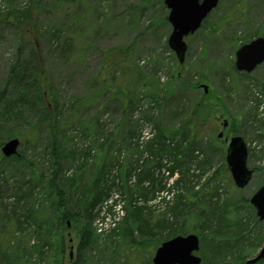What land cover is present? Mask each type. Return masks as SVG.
<instances>
[{"label":"rangeland","instance_id":"1","mask_svg":"<svg viewBox=\"0 0 264 264\" xmlns=\"http://www.w3.org/2000/svg\"><path fill=\"white\" fill-rule=\"evenodd\" d=\"M66 1L72 6L69 7V16L58 24L62 29L57 34L58 37L56 35L51 38L49 32L52 29L44 28L40 32L43 37L40 52L44 57V74L51 90L56 93L55 100L64 103V117L68 114L72 101L83 99L99 89L98 79L94 78L99 76L104 60L110 61L108 52L124 54L133 67L153 74L160 84L172 73L179 79L170 80V93L161 92L157 104L153 105L147 99L140 101L141 107H145L147 111L146 115L139 113L141 109H137L132 115H125L117 103L110 100L109 94L100 95L94 101L93 108L82 113L91 119L93 131L84 129L78 122L65 126L59 124L60 129L56 127L53 131L32 112L26 113L23 121L8 125L6 129L13 130L15 134L8 139L17 137L20 140L18 156L24 160L21 164L15 163L9 167L8 183L0 184V256L7 264H74L75 260L77 264H153L151 257L160 242L152 251L151 241L143 247L131 244L127 230H124V222L120 221V224L114 226L112 224L117 217L124 219L127 214L124 189L122 192L119 187L111 186L110 200L99 205L98 214L91 222L90 248L78 252L77 229L70 222L66 223V227L57 226L56 216L63 208H56L58 195L47 180L54 174L58 189L65 192V204L72 205L73 200L78 201V208L73 207L71 211H77L78 224L84 225V199H89L93 191L80 194V185H84L89 177L90 180L94 178L97 171L95 168L101 170L100 182L104 186L109 185L112 179L120 183L114 176L127 161L137 164V171L149 170L153 157L147 153L134 152L128 144L133 143L136 135L151 136L153 122L150 116H158L164 127H172L177 125L178 117L181 118L199 100L213 102L203 108L205 114V110H208L213 116L210 119L206 116L200 119L205 121V134L195 144L197 150L188 158H183L186 161L181 166L188 168L185 175L191 180L194 192L204 193L206 196L216 188L219 195L215 197V201L227 202V206L221 204L215 208V248L220 239L228 242V245L224 244L225 248L214 251L211 237L204 238L199 229L202 236L200 238L197 235L199 248L194 253L201 258L203 264H264V261L246 263L264 245L262 220L257 217L249 202L250 196L264 182V61L251 72L238 71L234 67V53L238 47L257 36H264V0H219L201 27L185 36L187 50L182 63L177 62L174 51L167 44L171 25L165 20L168 9L163 1L57 2ZM45 2L46 0H0V15L6 14L9 9L22 10L30 4L40 6ZM39 18L42 24L47 23L49 18L45 6L42 7ZM221 18L227 21L224 22ZM20 39L10 24H0V86L8 74L9 66L30 54L29 44H19ZM119 47L125 49L119 53ZM202 84L207 86L206 92ZM170 96L177 99V112H180L176 113L177 117L170 113L172 99L167 101ZM38 103L42 105L40 98ZM149 107H155L156 110L148 111ZM93 110L98 113L97 117L92 115ZM122 121L125 131L122 134L120 132L118 140H112L116 138L115 134ZM224 121L227 122L225 127L222 126ZM35 123L37 125L33 127ZM219 132L223 134L221 137H218ZM59 134L63 135L61 140L66 150L78 148L76 156L79 152L81 156L89 152L88 163L80 171L76 172L69 153L61 150L53 154L49 152L52 141L59 142ZM234 135L241 136L247 145L246 166L252 170L251 178L243 188L234 185L225 163L227 143L224 137L229 139ZM110 138L111 144H107ZM217 140L218 144L215 143ZM174 142L180 143L179 137ZM212 145L213 151L210 150ZM89 147L91 149L87 152ZM173 160L171 156L169 161ZM203 160L208 163H202ZM93 161L99 166H92ZM169 161L167 164L170 165ZM113 162L120 164V167ZM220 167L221 171L218 169ZM216 169L223 178L217 177L204 186ZM162 171L167 176L166 169ZM194 173L200 174V177L192 176ZM179 176V172L174 173L168 178V183L171 184ZM129 180L132 183L133 178ZM16 189L18 194L15 195ZM133 196L136 197L133 203L143 202L144 195L133 193ZM144 201L151 210L147 217L148 223L160 220V226H163L162 216L158 214L165 205L159 197L153 199L147 195ZM29 209L34 211L33 217H26ZM191 212L196 214V208ZM167 217L169 221L174 220L170 215ZM183 219L180 216L177 220V234L195 233L197 223H184ZM139 234L134 229L133 237L137 241L142 238Z\"/></svg>","mask_w":264,"mask_h":264},{"label":"trees","instance_id":"2","mask_svg":"<svg viewBox=\"0 0 264 264\" xmlns=\"http://www.w3.org/2000/svg\"><path fill=\"white\" fill-rule=\"evenodd\" d=\"M57 1L59 0H46V2L40 6L37 4H30L22 10L9 9L6 14L0 15V24H10L12 28H15L17 31L21 38L19 44L28 43L30 46V54L25 56L22 61L16 60L13 65L9 66L7 70L8 74L4 78L3 84L0 86V148L9 137L15 135L13 134V130L6 129V127L8 125H14L19 120L23 121L26 113L32 112L36 114L38 118L42 119L48 125L49 129H53V131L56 127L57 129H60L59 124L65 126L68 123L72 124L75 122L81 124L84 129L93 131L94 126L91 124V119L87 117V114L83 116L82 113L90 107L93 108L94 101L100 95L103 96L104 94H109L110 100L116 102L118 108L125 115L129 113L132 115L137 109L142 110H139L141 115H146L147 111H145V107H141L140 101L147 99L149 100V103H152L153 105L157 104L161 98L159 95L161 92L170 93V80L173 78L179 79L176 74L172 73L167 75L166 81L160 84L153 74L143 71L142 68L136 66L133 67L129 60L125 59L126 56L124 54L117 55L108 52L107 57L110 61H106V59L104 60L99 76L94 78V80L98 79L99 89L91 92V94L83 99L72 101L69 108L70 110L64 117V110L62 109L64 103L62 104L60 101L55 100L56 93L51 90L48 83L49 80L44 74V57L40 52V43L43 39L40 33L41 30L44 28L52 29L49 32V35H52L51 38L56 36L62 31L58 24L64 17H67L70 14L69 7L72 6L71 3L67 1L65 3H58ZM160 1L162 2L163 0ZM44 6L47 9L49 18L46 24H42L39 18V14ZM166 19L167 15L165 16V20ZM221 20L224 22L227 21L222 18ZM122 49L125 48L119 47L117 48V51L121 53ZM46 97L48 99L45 100ZM39 98L42 105L38 103V107L37 102ZM167 99V101L172 99L170 113L177 117L178 115H176V113H180L177 112V99L172 98V96ZM210 104H213V102L209 101L205 103L199 100L195 101L189 107L188 111L183 113L184 115L181 114V116L183 115L181 118L180 116L178 117L179 120L177 125L172 127H164L162 123H160L158 116H150V120L153 122L152 129L150 130L151 136L143 137L136 135L133 143L131 142L128 144L134 152L139 154L147 153L153 157L152 164H150L148 168L149 170L147 171H137V164L134 165L132 162L127 161L125 162L126 164L122 165V168H119L120 170L117 171L114 176V178H118L120 183H116L112 179L109 185L104 186L100 182L102 174L101 170L97 169L98 163L93 161L91 163L92 166L97 167L95 168L97 171L93 175L94 178H91L90 180L89 177L84 185H80V188L82 189L80 194H85L87 193L86 191H93V194L89 199H84L86 203L84 208V216H86L84 225L78 224L79 215L77 211H71V208L77 207L76 203L78 204V201L74 202L73 200L72 205L71 203L65 204V192H63L62 189H58L57 184H55L54 174L52 178H48L47 181L50 183L49 186H53V191L58 195V201L55 203V206L56 208H63L62 212L58 213L56 216L57 226L63 225L66 227V223L70 222V224L77 229L78 252H83L90 248V234L92 231L90 228L91 222L98 214L97 209L99 208V205L104 201H107V199L110 200L109 190L111 186L119 187L122 189V192L125 190V202H127L124 207L127 209V214L125 215L123 222L126 227L124 230H127L126 234L131 244H137L143 247L147 245L148 241H151L152 246L150 249L152 251V248H154L159 242L161 243L178 235L177 230L179 227L177 220L180 216H183L184 223H197V228L194 232L200 236V238L202 235L200 234L199 229L202 231L204 238L206 236L211 237V243L212 245L214 244V248L212 247V249L214 251L215 249L219 250L220 248L221 250L222 248H225L224 244L228 245V242H223L220 239V242L216 243L215 248V208H218L221 204L227 206V202L219 203L218 200L215 201V197L219 195L216 188L206 196H204V193L199 194L196 191L194 192L192 190L193 186L191 187V180L185 175L188 168L182 167L186 161L183 160V158H188L194 150H197L195 144L200 141L205 134L203 128L205 121L200 119L204 116L208 119L212 118L213 113L211 111L205 110V112L207 111L205 114L203 110L205 105ZM152 109L156 110L155 107H149L147 110L150 111ZM91 113L92 115L95 114V117L98 116V113H95L94 110ZM123 121L120 124L118 132L115 134L116 138L111 137L112 140H118L120 132L122 134V132L125 131ZM36 125V123L33 124V127ZM58 137L59 142L52 141L51 151L49 152L53 154L54 152L61 150L69 153L73 158L72 160L76 167V172L80 171L82 167L88 163L87 154H89L88 151H90L91 148H88V153L84 156H81L80 152L78 156H76L79 149L66 150L63 141L61 140L63 135L59 134ZM177 137H179L180 143L174 142ZM111 138L108 140L109 142H107V144H111ZM220 142L222 143V141ZM215 143L218 144V140L215 141ZM214 145L211 146V151L214 150ZM218 147H220V145H218ZM171 156L174 158L173 161H169ZM22 160H24V158L18 155L5 157L0 151V184L5 185L8 183V168L15 163L21 164L20 162H22ZM168 161L169 163L171 162L170 165L167 164ZM205 161L206 160H203L201 162L208 163ZM113 163H116V166L120 167V164H117V162ZM162 169H166L167 176L163 175ZM218 169L221 171L222 167ZM218 169L214 170L209 178L207 177L208 179L204 186L217 177L223 178V175L220 176ZM177 172L180 173V176L176 178L174 182L169 184L168 178L172 177V175ZM192 176L200 177V174L194 173ZM131 178H133L132 183L129 180ZM66 180L71 183L69 178H66ZM133 193L144 195L141 204L133 203L136 199V197L133 196ZM14 194H18V189L15 190ZM147 195L153 199L159 197V200L165 205L162 212L158 214V216H162L161 224H164L163 226H160V220H157L152 224L148 223L147 217H149L151 210L144 201L146 200ZM202 195L204 197L201 199ZM195 208L196 214L191 212V210ZM33 212L32 209H29L26 213V217H33ZM168 215L173 217L174 220L169 221L167 217ZM144 216L145 218H143ZM67 220L69 221L67 222ZM134 229L141 234L138 236H141L142 238L140 237L141 239L138 241L133 237ZM143 231H145V233H143ZM164 231L165 233L163 235ZM167 231L169 232L166 233ZM212 233L213 235L211 236ZM150 249L147 250L150 252ZM1 252L2 251L0 250V253ZM0 264H7L1 256ZM74 264H77L76 260ZM201 264H203L202 261Z\"/></svg>","mask_w":264,"mask_h":264},{"label":"water","instance_id":"3","mask_svg":"<svg viewBox=\"0 0 264 264\" xmlns=\"http://www.w3.org/2000/svg\"><path fill=\"white\" fill-rule=\"evenodd\" d=\"M168 9L167 20L171 25V32L167 44L174 51L177 60H184L187 44L184 37L195 32L206 16L217 6L219 0H163ZM264 61V36H258L241 45L234 53V67L238 71L251 72ZM204 92L207 86L201 85ZM227 122H223L226 126ZM222 133L218 134L221 137ZM227 141L225 162L236 187H244L251 176V170L246 166L247 148L241 136L234 135ZM19 139L17 137L6 140L0 150L3 156L16 155ZM249 202L255 208L257 217L262 220L264 229V182L251 195ZM199 247V238L194 233L176 235L163 241L152 256L153 264H200L201 258L194 254ZM71 257V254H70ZM264 259V245L257 254L246 263H255Z\"/></svg>","mask_w":264,"mask_h":264},{"label":"bare ground","instance_id":"4","mask_svg":"<svg viewBox=\"0 0 264 264\" xmlns=\"http://www.w3.org/2000/svg\"><path fill=\"white\" fill-rule=\"evenodd\" d=\"M94 220V219H93ZM123 221V219H122V217H117V219L116 220H114L112 223H114V224H120L121 222ZM120 222V223H119Z\"/></svg>","mask_w":264,"mask_h":264},{"label":"built area","instance_id":"5","mask_svg":"<svg viewBox=\"0 0 264 264\" xmlns=\"http://www.w3.org/2000/svg\"><path fill=\"white\" fill-rule=\"evenodd\" d=\"M113 224V226L115 225L114 223H112Z\"/></svg>","mask_w":264,"mask_h":264}]
</instances>
